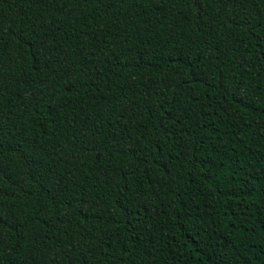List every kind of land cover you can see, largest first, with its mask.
Wrapping results in <instances>:
<instances>
[{"label": "trees", "instance_id": "trees-1", "mask_svg": "<svg viewBox=\"0 0 264 264\" xmlns=\"http://www.w3.org/2000/svg\"><path fill=\"white\" fill-rule=\"evenodd\" d=\"M0 264H264V0H0Z\"/></svg>", "mask_w": 264, "mask_h": 264}]
</instances>
